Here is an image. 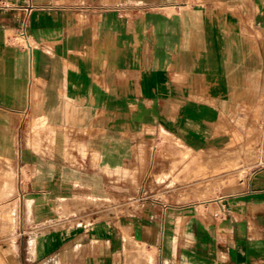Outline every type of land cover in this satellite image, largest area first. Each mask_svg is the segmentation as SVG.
Listing matches in <instances>:
<instances>
[{"label":"crops","instance_id":"crops-1","mask_svg":"<svg viewBox=\"0 0 264 264\" xmlns=\"http://www.w3.org/2000/svg\"><path fill=\"white\" fill-rule=\"evenodd\" d=\"M260 114L264 0H0V264H264V144L183 198Z\"/></svg>","mask_w":264,"mask_h":264},{"label":"rangeland","instance_id":"rangeland-1","mask_svg":"<svg viewBox=\"0 0 264 264\" xmlns=\"http://www.w3.org/2000/svg\"><path fill=\"white\" fill-rule=\"evenodd\" d=\"M236 125L235 132L233 133L232 140L236 141L237 144L245 143L247 148L242 152L241 148L231 149L228 154H226V149H218L216 152H203L200 156L192 155L188 152L185 154V164H184V188L185 195L184 201L191 202L195 200H203L218 195L224 192L226 184H231L236 181V173L242 171V160L246 159L248 156L255 157L258 153L256 145L259 143L264 144V134L258 132L259 126H264V116L253 115L246 117H238L234 121ZM245 126L250 125L247 128V132H243L240 129V125ZM232 152V153H231ZM178 163H172L169 165L164 176H172L170 180H150L151 183H157L159 185L173 186L177 181V169ZM264 166V160L258 164V167ZM182 172V170H181ZM234 174L233 179H226L227 176ZM241 175L238 174V176ZM162 175H158L160 177ZM175 199L176 197H172Z\"/></svg>","mask_w":264,"mask_h":264},{"label":"built area","instance_id":"built-area-1","mask_svg":"<svg viewBox=\"0 0 264 264\" xmlns=\"http://www.w3.org/2000/svg\"><path fill=\"white\" fill-rule=\"evenodd\" d=\"M225 211H226V208L223 205H221V209L215 212V215L218 216L220 213H223Z\"/></svg>","mask_w":264,"mask_h":264}]
</instances>
